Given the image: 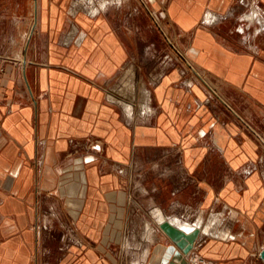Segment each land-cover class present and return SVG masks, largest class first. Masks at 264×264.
<instances>
[{
    "label": "crops",
    "instance_id": "1",
    "mask_svg": "<svg viewBox=\"0 0 264 264\" xmlns=\"http://www.w3.org/2000/svg\"><path fill=\"white\" fill-rule=\"evenodd\" d=\"M74 1L0 0V264H264V0Z\"/></svg>",
    "mask_w": 264,
    "mask_h": 264
},
{
    "label": "water",
    "instance_id": "2",
    "mask_svg": "<svg viewBox=\"0 0 264 264\" xmlns=\"http://www.w3.org/2000/svg\"><path fill=\"white\" fill-rule=\"evenodd\" d=\"M159 227L186 254L190 253L194 249L201 232L200 227H195L187 231L177 226L169 219L161 221L159 223ZM260 256L264 260V249L261 250Z\"/></svg>",
    "mask_w": 264,
    "mask_h": 264
},
{
    "label": "bare ground",
    "instance_id": "3",
    "mask_svg": "<svg viewBox=\"0 0 264 264\" xmlns=\"http://www.w3.org/2000/svg\"><path fill=\"white\" fill-rule=\"evenodd\" d=\"M92 1V0H91ZM93 2V1H92ZM84 0H76L75 2V6L78 5L79 7H82V8H86V6L88 7V3H85ZM108 3V2H107ZM107 3L104 2L102 3V8H104L105 6H107ZM110 3V2H109ZM92 4V3H90ZM89 8V7H88ZM92 10V9H91ZM98 10H95V11H92L93 13H96ZM215 20V19H214ZM125 83V82H124ZM125 89V93L124 96H128L126 94H129V91H128V87L124 88ZM122 94V95H123ZM113 99L114 100H118L114 95H113ZM119 100L123 103L124 107H125V110H126V113H127V116L129 117H132L133 114L135 113V106H134V100H129L127 98H120L119 97ZM118 100V101H119ZM147 104L145 105V108L142 109V114L145 113L146 114V111H147ZM160 208V207H159ZM152 216L154 218V220H156L158 223H160L161 221L165 220V219H168L166 218L165 214L162 212V210L160 209H156L155 208L152 210ZM145 230H146V233L148 234L147 237H149V232L151 231V226H150V223L149 222H146V225H145ZM188 231V230H187ZM141 244V243H140ZM145 259V258H144Z\"/></svg>",
    "mask_w": 264,
    "mask_h": 264
},
{
    "label": "rangeland",
    "instance_id": "4",
    "mask_svg": "<svg viewBox=\"0 0 264 264\" xmlns=\"http://www.w3.org/2000/svg\"><path fill=\"white\" fill-rule=\"evenodd\" d=\"M93 1V2H92ZM84 0L85 3H88V7L86 6V8L84 9H87L90 13H93L92 11H95V10H99L100 8H102V3L104 2H108L107 5H109V2L110 1H107V0H100V4L99 6H95L93 5V3L95 2V0ZM76 0L74 1V4H75ZM84 3V4H85ZM92 3V4H90ZM92 9V10H91ZM129 76V72L127 74ZM126 75V76H127ZM129 78V77H128ZM123 82L126 83V80H123ZM128 91H129V94H130V89H129V86H128ZM115 96V95H114ZM118 100H119V97L118 96H115ZM150 99V96H149V91L147 90V88L144 86L141 90H140V93H139V96L134 100V106H135V109H136V105L138 106L139 108V112H140V115H145V113L142 114V109L145 108V105L147 104V108H149V103H148V100ZM117 100V101H118ZM120 101V100H119ZM137 103V104H136ZM150 111V108L147 109L146 112H149ZM148 222V221H147ZM151 226V225H150ZM152 229V228H151ZM126 258V256H125Z\"/></svg>",
    "mask_w": 264,
    "mask_h": 264
},
{
    "label": "built area",
    "instance_id": "5",
    "mask_svg": "<svg viewBox=\"0 0 264 264\" xmlns=\"http://www.w3.org/2000/svg\"><path fill=\"white\" fill-rule=\"evenodd\" d=\"M2 71H4V68L0 66V72ZM196 264H207V261L204 258L199 257L196 261ZM209 264H212V263H209Z\"/></svg>",
    "mask_w": 264,
    "mask_h": 264
}]
</instances>
